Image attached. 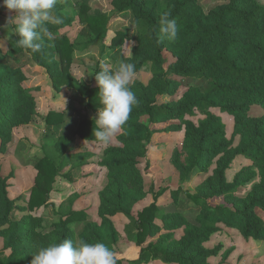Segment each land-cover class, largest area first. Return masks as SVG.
<instances>
[{
	"label": "trees",
	"instance_id": "16d2710c",
	"mask_svg": "<svg viewBox=\"0 0 264 264\" xmlns=\"http://www.w3.org/2000/svg\"><path fill=\"white\" fill-rule=\"evenodd\" d=\"M224 2L206 12L200 0H168L162 6L161 0H113L116 13L131 12L137 35L132 49L133 63L139 73L147 66L153 67V75L147 84L136 80L131 89L139 100L134 106L118 137L120 146H111L104 151L102 164L108 169V184L100 193L99 217L101 225L86 223L78 239L69 225H80L88 220L83 211L70 212L60 222L61 233L55 243L64 239H81L89 242L107 241L118 244L120 233L111 218L122 214L129 218L138 229L136 244L141 247L139 261L149 263L160 259L167 264H210L208 260L219 254L221 247L210 249L206 243L212 235L220 232V223L239 231L246 239L264 242V219L258 210L264 211V115L253 117L252 107L264 110V5L259 0H223ZM3 5V0H0ZM56 5V14L63 18L59 25L48 24L52 39L45 38L42 49L31 53L18 46L19 37L12 35L9 49L0 50V141L9 140L12 130L30 124L36 115L37 98L31 90L24 88L25 76L22 65L12 67L10 57L28 56L38 63L52 78L55 88L67 86L87 99L88 106L98 110L103 105L98 96V87L83 85L72 76L68 65L73 52L86 49L99 41H105L109 32V18L104 15H89L83 4L77 14H69ZM6 7H0V20ZM170 12L176 19L178 34L174 41H161L158 20L163 12ZM80 19V20H78ZM77 20L82 26L79 40L71 41L68 36L58 33L73 28ZM169 52L174 62L168 65L164 53ZM168 65V67H166ZM100 71L97 70V72ZM96 72V73H97ZM173 77L206 79L209 88L191 86L177 101L163 102L166 96L176 93L179 82ZM219 109L234 118L232 139L226 136V126L221 117L211 110ZM199 112L205 119L196 125L188 116ZM63 116L51 113L47 136L53 139L57 158H74L69 150L74 140L61 134ZM167 119L178 120L162 132L185 130L183 151L187 155L182 161L178 155L175 166L186 179L191 173L216 164L213 175L198 187L196 194L188 198L200 206L196 223L176 212L161 217L162 226L155 221L159 218L156 201L162 193H153L155 203L133 216V209L151 193L145 188V171L150 169L149 153L154 126ZM94 120H85L77 134L84 140L99 143L93 136ZM238 138V144L235 139ZM70 155V156H69ZM242 158L248 164L235 176L232 183L226 182V172L233 161ZM147 165L142 170V161ZM39 171L32 189L31 206L44 207L60 168L46 156L37 163ZM9 177L2 175L0 166V238L6 250L0 252V264H31L37 251L40 233L27 231L32 228L29 218L14 222L15 199L9 196ZM256 182L244 198L236 196L239 186ZM173 192V197H178ZM217 198L226 200V205H213ZM163 229L156 242L147 246V239L155 237ZM183 229V237L175 238V232ZM28 242H33L31 247ZM117 261V264H120Z\"/></svg>",
	"mask_w": 264,
	"mask_h": 264
},
{
	"label": "rangeland",
	"instance_id": "374dc122",
	"mask_svg": "<svg viewBox=\"0 0 264 264\" xmlns=\"http://www.w3.org/2000/svg\"><path fill=\"white\" fill-rule=\"evenodd\" d=\"M113 0H57V6H62L61 10L69 14H77L84 4L89 15H104L109 18V32L105 41H99L88 48L77 49L73 52L72 61L68 65V70L72 76L78 79L83 85L88 87H98L95 80L97 70L107 68L114 70L119 59L125 62L132 57V49L135 46L134 37L137 35V28L134 26V17L129 13H116L112 6ZM168 0H161L162 6H166ZM223 0H200V4L206 12L215 6L223 3ZM264 5V0H259ZM1 7V6H0ZM14 12L8 9L0 20V50L7 52L9 49V39L13 35L11 29H7L6 21ZM80 20V19H78ZM77 20L73 28H67L58 34L68 36L71 41L79 40L82 26ZM168 60V65L174 62V58L169 52L164 53ZM0 55V61H2ZM12 67L22 65L25 76L24 88L31 90L36 95V115L30 124L15 127L9 140L0 141V166L2 175L9 177V196L15 199L17 206L12 214L14 222H24L32 219V228L27 231L40 233L38 247H46L55 243L59 235L64 231L60 229V222L72 211H83L89 217L86 222L80 225L73 224L68 227L75 230L76 238L83 231L86 223H96L101 225L99 217L100 193L108 184V169L103 166L104 151L111 146H120L118 137L122 129L112 138L108 144L96 143L82 139L77 131L85 120H94L98 110L88 106L87 99L79 92L62 86L57 89L53 85L52 78L38 63L28 56L23 58L10 57L7 60ZM168 65L166 67H168ZM153 75V67L147 66L137 73L134 81L138 80L147 84ZM180 84L173 96H166L163 102L177 101L191 86H200L202 90L209 88V81L193 78L173 77ZM133 81V82H134ZM221 117L226 126V136L230 140L234 134V118L222 113L219 109L211 110ZM61 114L63 116L64 127L61 134L71 137L74 142L69 150L74 158H64L59 160L54 147L53 139L47 136L51 131L48 125V116L51 114ZM249 114L253 117H261L264 110L254 106ZM187 119L196 125L205 116L195 112L194 116ZM178 120L167 119L161 124L154 126L157 132L153 136L150 147L149 162L150 169L145 171V188L151 190L145 199L135 205L133 216L138 217V213L146 207L155 203L153 193H162L156 201L159 210V218L155 221L162 226L161 217L165 214L176 212L187 217L191 223H196V217L200 213V206L188 198V194H196L198 187L213 175L215 162L203 169L195 170L188 178H184L180 170L175 166L174 160L179 155L185 161L187 155L183 151L185 130L178 132H162ZM238 138L235 144H238ZM46 156L51 157L60 168L59 174L49 193L47 206L33 207L32 189L36 184L39 173L37 163ZM70 156V155H69ZM248 164V161L237 158L226 172V182L232 183L235 176ZM147 162L142 161V170L146 168ZM259 179L247 186H239L236 196L244 198L251 191L253 185ZM178 192V197H173V192ZM213 205H226L223 198H217ZM258 214L264 219V211L258 210ZM114 226L121 236L118 244L110 241L106 245L116 254V260L120 264H167L160 259L152 260L149 263L139 261L141 247L136 244L138 236L137 226L126 216L119 214L111 218ZM220 232L212 235L207 248L214 249L221 247L219 254L208 260L210 264H264V242L252 238L246 239L239 231L226 227L220 223ZM166 231L161 229L155 237L147 239L146 246L151 242H156L159 235ZM175 232V238L180 240L183 237V229ZM5 242L0 238V252L5 250L6 255L11 250H6ZM33 242H28L31 247ZM175 264V263H171Z\"/></svg>",
	"mask_w": 264,
	"mask_h": 264
},
{
	"label": "clouds",
	"instance_id": "9594fccd",
	"mask_svg": "<svg viewBox=\"0 0 264 264\" xmlns=\"http://www.w3.org/2000/svg\"><path fill=\"white\" fill-rule=\"evenodd\" d=\"M56 5L57 0H3L0 6L14 12L7 18L5 26L19 37L18 46L36 53L42 49L45 38L52 39L47 25L63 23V18L56 14ZM170 16L171 13L166 11L159 17L161 41L177 38L178 24ZM136 75L135 65L123 59L118 60L114 70L102 67L95 73L98 96L103 105L94 118L93 136L99 143H110L126 124L133 107L138 105L139 100L131 89ZM31 264H117V261L116 254L103 242L64 239L39 247Z\"/></svg>",
	"mask_w": 264,
	"mask_h": 264
}]
</instances>
